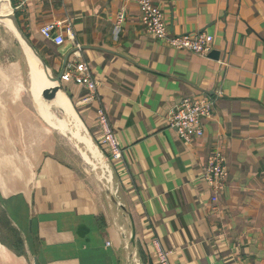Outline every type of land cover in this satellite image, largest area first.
Returning a JSON list of instances; mask_svg holds the SVG:
<instances>
[{
	"label": "crops",
	"instance_id": "crops-1",
	"mask_svg": "<svg viewBox=\"0 0 264 264\" xmlns=\"http://www.w3.org/2000/svg\"><path fill=\"white\" fill-rule=\"evenodd\" d=\"M7 1L53 76L65 57L89 65L94 98L64 82L63 101L101 147L124 209L36 108L0 103V205L17 231L12 241L0 228V264H157L153 240L169 264H264V0H153L172 34L213 37L207 57L148 34L138 0ZM49 24H59L62 45L41 35ZM183 98L212 103L203 135L189 142L167 127ZM99 108L117 159L101 143ZM213 152L226 168L216 202L204 178Z\"/></svg>",
	"mask_w": 264,
	"mask_h": 264
},
{
	"label": "built area",
	"instance_id": "built-area-1",
	"mask_svg": "<svg viewBox=\"0 0 264 264\" xmlns=\"http://www.w3.org/2000/svg\"><path fill=\"white\" fill-rule=\"evenodd\" d=\"M140 11V22L148 34L164 42L169 47L187 51L192 54L207 57L212 51L213 37L206 33H188L174 35L168 29L164 20V15L159 6L153 0H138ZM123 14L120 13L114 25V37L120 31ZM41 35L60 46L64 40L59 31V24L45 25L40 29ZM60 82H72L85 87L88 96L84 101L94 98L96 83L91 77L89 65L84 62H75L65 65L60 76ZM212 103L210 100L183 98L174 105L167 115V127L173 130L183 141L199 138L203 135L202 121L211 115ZM96 120L100 128L101 143H103L112 158H119L122 155V148L119 141L109 125L107 115L102 108L96 111ZM226 168L221 153L213 152L208 156L205 169V181L213 191L212 202L217 201V197L224 186ZM152 246L156 255L157 264H169L167 251H164L157 240L152 241ZM131 257V256H130Z\"/></svg>",
	"mask_w": 264,
	"mask_h": 264
},
{
	"label": "rangeland",
	"instance_id": "rangeland-1",
	"mask_svg": "<svg viewBox=\"0 0 264 264\" xmlns=\"http://www.w3.org/2000/svg\"><path fill=\"white\" fill-rule=\"evenodd\" d=\"M0 7L3 8V11L6 10L5 14L10 15L9 11H11L14 14L12 8L11 10L9 9V4L7 0H0ZM10 7H11V3H10ZM26 59H27V53L25 52L23 46L17 41L13 33L10 31L9 26L0 23V103H2L4 106L7 105L11 106L13 107V109L15 107H17V109H20L22 106H24L30 110L36 111L34 107L33 95L31 90L33 77L29 71ZM53 107L55 111V112L53 111L54 119L52 122H49L48 124L50 126L57 128L59 131H61V133H63L72 141H77L80 145V147L78 148L73 147L68 141L67 142L71 145V147L75 151L78 150L79 153L85 159V161L89 164L88 167L85 166L84 164L83 166L87 169V171L92 173L93 176L97 178L98 182L100 181L103 184V186L113 187V175L107 163L106 157L101 150V147L93 141V143L99 148V150L103 154V155L101 154V156H98L99 158L98 165L99 168L101 166V169H97L95 168L94 163L90 159V157L86 156L83 153V151L85 152L86 151L85 149L88 148L87 142L83 141L81 136H76L74 134L72 135L67 132L66 130L67 128L62 120L63 119L62 113L56 110L54 105ZM46 108L49 110L47 106ZM0 151L3 154V150ZM103 156L105 159L103 158ZM10 227L13 229V232L17 234V231L12 226V223L7 219V217H5L3 209L0 205V228L4 230L1 231L3 233L5 232L7 237L11 238L12 241H16L15 235H13V233L10 234L11 232ZM5 228L9 232H6ZM124 232L126 234V237L128 238L130 235L129 232L127 231ZM0 256L4 261L8 259V255L5 252L4 248L2 252L0 250Z\"/></svg>",
	"mask_w": 264,
	"mask_h": 264
},
{
	"label": "bare ground",
	"instance_id": "bare-ground-1",
	"mask_svg": "<svg viewBox=\"0 0 264 264\" xmlns=\"http://www.w3.org/2000/svg\"><path fill=\"white\" fill-rule=\"evenodd\" d=\"M0 23H3L6 26H9L10 31L13 33V35L15 36V38L17 39V41L23 46L25 52L27 53V65L29 68V71L33 77V81H32V95H33V102L35 104V108L37 109L40 117L42 119H44L45 121H50L51 120V114L54 115V107L55 109L58 111H62V117H63V122L65 124L66 127H68L69 131H73V133L76 136H80V129H81V133L84 135L83 138L86 139L85 142H87V146L88 148L85 149L86 151L83 153L90 157V159L93 161L95 168L97 169H101V166L99 168V158L98 156H101V152L99 150V148L93 143L91 137L88 135L87 131L85 130L84 126L79 123L80 121L75 118L72 113L69 110V107L66 105V103L63 101V92L59 91L55 97L54 100L49 101V102H45L41 99V91L45 88L48 87H53L56 84L52 83L50 81L47 80V78L45 77V71L43 70V68L41 67L40 62L38 61V59L32 55V53L29 51V49L27 48V46H25V44L21 41V39L19 38V36L16 34L15 29L9 19L10 15L5 14V11H3V8L0 7ZM11 10V9H10ZM9 14H11V11H9ZM46 106L49 108V113L48 109L46 108ZM72 110V109H71ZM54 111V112H53ZM73 112V111H72ZM54 118V116H53ZM46 123V122H45ZM47 125H49L48 123H46ZM63 124V125H64ZM81 124V126H80ZM50 126V125H49ZM51 128H53L54 130H56L57 132L60 133V135L66 140L68 141L73 147L78 148L80 147L79 143L77 141H72L71 139H69L67 136H65L63 133H61V131H59L57 128L50 126ZM76 138V137H75ZM81 138V137H80ZM82 138V139H83ZM9 162V161H8ZM7 163V161H6ZM104 174V173H103ZM103 176V175H102ZM107 187V186H106ZM109 188V191L111 193V188ZM114 189V188H112ZM112 194L115 196V192L113 190ZM117 199V198H116ZM124 232V231H123ZM126 240L129 239V237H125ZM128 253V256H131V254H133V250H130V247L126 244H124ZM0 250L1 252L3 251V248L0 245ZM130 258V257H129ZM131 262L133 264H136V258L135 257H131Z\"/></svg>",
	"mask_w": 264,
	"mask_h": 264
},
{
	"label": "water",
	"instance_id": "water-1",
	"mask_svg": "<svg viewBox=\"0 0 264 264\" xmlns=\"http://www.w3.org/2000/svg\"><path fill=\"white\" fill-rule=\"evenodd\" d=\"M9 19L15 29L16 34L19 36V38L21 39V41L25 44V46H27V48L29 49V51L32 53V55H34L38 61L41 64V67L43 68V70L45 71V77L47 78L48 81L55 83L56 85L53 87H48L45 88L41 91L40 95H41V99L45 102H49L55 99L57 93L59 91H62V87H61V82H60V76L62 74V71L64 69V65L65 62L67 60V57H65L63 59V63L61 65L60 71L56 76H53L46 63L43 61V59L39 56V54L36 52V50L33 48V46L29 43V41L27 40V38L24 36L23 32L21 31V29L19 28V25L17 23V20L15 18V15L11 12ZM212 55V53L210 52L209 56ZM62 113V111H60ZM105 188V192L108 193L111 201L113 203H115L119 208L124 209L123 205H120L115 199H114V195L112 193H110L109 188H107L106 186H104ZM134 241V231L133 229H131V235L129 237V243L133 244ZM32 264H39L37 257H33L32 259Z\"/></svg>",
	"mask_w": 264,
	"mask_h": 264
},
{
	"label": "trees",
	"instance_id": "trees-1",
	"mask_svg": "<svg viewBox=\"0 0 264 264\" xmlns=\"http://www.w3.org/2000/svg\"><path fill=\"white\" fill-rule=\"evenodd\" d=\"M11 239V238H10Z\"/></svg>",
	"mask_w": 264,
	"mask_h": 264
}]
</instances>
